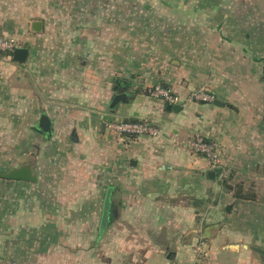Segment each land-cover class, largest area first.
Here are the masks:
<instances>
[{
    "label": "crops",
    "instance_id": "crops-1",
    "mask_svg": "<svg viewBox=\"0 0 264 264\" xmlns=\"http://www.w3.org/2000/svg\"><path fill=\"white\" fill-rule=\"evenodd\" d=\"M114 8L137 14L130 21L155 34L135 46L95 32L65 39L42 32L37 19L19 22L24 30L17 33L0 26L2 37L29 51L23 64L0 53V172L9 155L32 156L37 182L68 181L59 186L66 195L59 210L37 212L41 221L29 212L28 234L39 232L45 243L55 235L77 251L103 241L110 226L132 228L144 238L132 254L138 264L151 252L169 264H199L201 256L204 264H264L251 249L264 250V0H124ZM36 21L40 32L32 29ZM156 84L182 98L203 87L220 104L168 111L151 96ZM116 94L124 99L109 108ZM42 114L51 121L50 138L33 130ZM143 119L162 135L113 139L106 128ZM189 136L217 143L218 169L183 146ZM94 181L123 182L111 190L103 230L105 197ZM225 182L254 197L235 199ZM21 186L18 214L12 212L18 222Z\"/></svg>",
    "mask_w": 264,
    "mask_h": 264
},
{
    "label": "rangeland",
    "instance_id": "rangeland-1",
    "mask_svg": "<svg viewBox=\"0 0 264 264\" xmlns=\"http://www.w3.org/2000/svg\"><path fill=\"white\" fill-rule=\"evenodd\" d=\"M123 2L124 0H0V26L8 29L10 34L17 33L24 30L22 26H18L19 22L24 25L37 19L43 24L42 32L59 34L65 39L66 36L71 37L78 33L95 32L101 37L109 34L110 38L114 36L121 42L132 40V45L138 46V43L147 38V34H155V31H151L152 26H140L130 21L129 17H138L137 14L134 13L130 16L126 11L114 8V3L122 4ZM111 19H115L116 22L111 23ZM125 19L128 20L125 22ZM27 28L29 29V27ZM72 40L73 38H69V42ZM37 142H41L38 136ZM32 160H34L32 156L9 155L5 164L6 170L8 171L15 163L23 164ZM36 172L37 170H35ZM53 182L55 183L36 181L17 184L0 180V215L2 217L0 224L3 226L0 229V264H138L139 255H137L138 258H133L132 254L139 253L144 238L142 234L137 235L135 229L132 228L112 229L110 226V231L105 236L104 231L103 235L99 236L103 241H100L95 247L91 248L88 245L77 251L65 249L66 247L59 243V239L55 235L51 236L50 243H45L43 235L39 232L32 236L28 234V222L33 220L28 218L29 212H32L35 221L36 218L41 221L43 220L42 216L41 214L37 215V212L48 210V208L59 210L63 202L61 197L65 200L66 195L61 196L59 186L62 184L66 189L65 185L68 181ZM94 182H97L100 187L101 200L105 197L108 188L119 190L123 183L122 181ZM17 185H23L21 186L23 188H19V222L17 217L12 218L13 209L15 211L18 209L17 202H15L17 201V194L15 195V186ZM48 185H54V187L50 188ZM63 193L65 194V190ZM13 195L16 199L14 201ZM16 213L18 214V211ZM150 236L152 239H160L165 235ZM118 238L122 239V242L117 240ZM127 242L130 243L129 247L126 245ZM126 249L130 251H126ZM165 252L170 253V250ZM145 258V264H169L165 255L156 252H151ZM204 259L205 256H201L197 263L204 264ZM225 264H230V261Z\"/></svg>",
    "mask_w": 264,
    "mask_h": 264
},
{
    "label": "built area",
    "instance_id": "built-area-1",
    "mask_svg": "<svg viewBox=\"0 0 264 264\" xmlns=\"http://www.w3.org/2000/svg\"><path fill=\"white\" fill-rule=\"evenodd\" d=\"M17 47H19V44L14 39L0 36V53L11 54ZM150 92L152 97L161 100L167 105H179L181 107L186 106L190 102L211 103L215 98L203 87L190 91L184 98L170 88L160 84L154 85ZM106 128L113 139H121L122 137L157 138L162 135L161 129L146 119L114 120L110 121ZM183 146L188 151L203 156L210 170L214 171L220 166L219 146L214 141L205 139L202 136H189L183 140ZM199 244L201 245V242ZM197 252L200 255L202 250L198 249Z\"/></svg>",
    "mask_w": 264,
    "mask_h": 264
},
{
    "label": "water",
    "instance_id": "water-1",
    "mask_svg": "<svg viewBox=\"0 0 264 264\" xmlns=\"http://www.w3.org/2000/svg\"><path fill=\"white\" fill-rule=\"evenodd\" d=\"M32 29L34 31H40L41 30V22L36 21L32 24ZM0 36H1V28H0ZM28 49L25 47H17L15 48L12 53V59L13 61L23 64L26 62L28 57ZM123 94H116L113 99L111 100V103L109 105V108L116 106L120 101L124 99ZM125 101V100H124ZM214 104L218 105L220 102L218 100L213 101ZM166 109L168 111H174L179 112L182 107L179 105H166ZM33 130L38 133L46 136L47 138L51 137L52 134V127H51V121L50 119L45 115L42 114L39 117L38 122L33 126ZM210 177L214 176V172L210 171L208 173ZM0 178L6 179V180H14V181H23V182H36L37 176L34 172V166L32 163L26 162L23 164L15 163L12 167L8 169L7 172H0ZM112 188H108L106 191V195L103 202V208H102V216L100 221V230H103L107 223L110 221V194H111ZM254 251L261 253L264 255V250L251 247ZM169 256V255H168Z\"/></svg>",
    "mask_w": 264,
    "mask_h": 264
},
{
    "label": "trees",
    "instance_id": "trees-1",
    "mask_svg": "<svg viewBox=\"0 0 264 264\" xmlns=\"http://www.w3.org/2000/svg\"><path fill=\"white\" fill-rule=\"evenodd\" d=\"M9 55V53H8ZM224 186L227 190L233 192V196L235 199H245V198H253L254 196L252 194H244L242 186H232L227 184L226 182L224 183Z\"/></svg>",
    "mask_w": 264,
    "mask_h": 264
}]
</instances>
